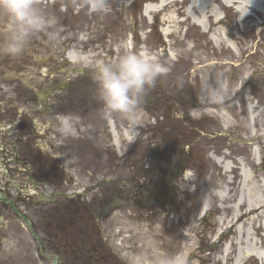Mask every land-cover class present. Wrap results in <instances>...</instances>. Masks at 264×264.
Wrapping results in <instances>:
<instances>
[{
    "label": "rangeland",
    "instance_id": "1",
    "mask_svg": "<svg viewBox=\"0 0 264 264\" xmlns=\"http://www.w3.org/2000/svg\"><path fill=\"white\" fill-rule=\"evenodd\" d=\"M145 2L104 0L106 11H91L86 0H37L56 23L32 37L27 58L47 70L66 67L44 77L69 87H58L59 114L43 123L53 122L60 130L52 141L55 153L69 149L74 161L63 158L74 164L65 174L75 172L74 177L37 180L61 190L85 189L87 195L27 204L12 192L40 237L42 251L24 221L0 203V264H52L44 254H57L60 264H129L131 255L153 248L167 253L186 249L190 264H234L236 252L223 260L222 249L228 238H237L228 229L242 170L251 176L249 202L261 208L246 206L241 222L259 244L264 242V24L258 18L239 19L236 8L226 10V41L217 44L215 27L203 31L185 16L184 5L155 15L146 9L157 4ZM129 46L169 68L144 96L135 127L106 110L92 72L97 61L116 60ZM69 50L83 61H67ZM209 84L223 87L221 102L207 100L203 89ZM110 119L122 138L119 146L113 143ZM63 143L68 144L65 151ZM39 144L50 150V144ZM90 151L99 160L96 168L85 169ZM221 161L232 170L225 173ZM179 163L184 168L174 175ZM0 185L10 192L5 178ZM129 189L144 191L140 206L126 204L133 196ZM217 189L228 191L227 201L221 203ZM204 203L208 210L200 217ZM243 264L261 263L251 257Z\"/></svg>",
    "mask_w": 264,
    "mask_h": 264
},
{
    "label": "clouds",
    "instance_id": "2",
    "mask_svg": "<svg viewBox=\"0 0 264 264\" xmlns=\"http://www.w3.org/2000/svg\"><path fill=\"white\" fill-rule=\"evenodd\" d=\"M106 10L104 0L91 6V11ZM55 23L54 17L38 7L37 0H0V56L22 55L35 34L46 32ZM168 71L150 53L130 50V46L116 60L97 61L92 66L99 98L106 110L120 114L131 127L140 121L147 91ZM203 91L209 102L219 103L224 98L222 86L209 84ZM129 264H190L189 251L167 253L153 248L150 253L131 255Z\"/></svg>",
    "mask_w": 264,
    "mask_h": 264
},
{
    "label": "flooded vegetation",
    "instance_id": "3",
    "mask_svg": "<svg viewBox=\"0 0 264 264\" xmlns=\"http://www.w3.org/2000/svg\"><path fill=\"white\" fill-rule=\"evenodd\" d=\"M29 68L32 67H29L25 53L18 57L0 56V165L10 168L18 165L29 167L28 174H25L22 169L20 170L23 177L26 178L28 175L29 181H31V179L39 178L41 174L47 178L51 175L55 177L56 174L64 175L59 168L62 165H73L74 162L70 164L63 157L65 156L70 161H74V158H70L69 149L65 153L58 149L57 154H52L49 151L44 152V147L40 148L39 144V141L44 142L47 146L50 144L51 151H55L57 148V144L52 142L51 135L55 141L56 136L60 134L58 128L54 126L43 128L42 125L44 118L54 121L59 114L60 101L54 95L58 91V87L67 89L69 86H58L60 84L54 80L42 78H33L29 81L27 79ZM45 87H48L46 92H50L51 96L40 94V91ZM50 100H52L51 104ZM34 119H39L38 123L41 126H37ZM67 145V143H63L64 151ZM98 160L97 154L90 151L84 161L85 169L89 168L88 166L96 168L97 163L95 162ZM45 167L46 169H44ZM93 176L96 177V172L93 173ZM22 182L27 184V180H22ZM35 184L40 186L42 183L35 181ZM103 185L107 187V184ZM53 188L58 191L57 185H54ZM98 188L103 189L102 186H98ZM68 190L70 191V189ZM129 191L133 196L128 198L130 201H127L126 204L130 207L140 206V194L142 195L144 191L138 192L130 189ZM147 197L151 196L147 194Z\"/></svg>",
    "mask_w": 264,
    "mask_h": 264
},
{
    "label": "bare ground",
    "instance_id": "4",
    "mask_svg": "<svg viewBox=\"0 0 264 264\" xmlns=\"http://www.w3.org/2000/svg\"><path fill=\"white\" fill-rule=\"evenodd\" d=\"M97 1L98 0H86V3L91 7L94 3H97ZM185 2L188 3V9L185 10L184 14L190 21L199 25L204 31H207L209 26L215 27L213 29L212 38L217 44H223L226 41V33L223 31L222 27L223 19L222 17H220V11H222V9H225L226 6L236 7L239 18L241 20L257 18L258 16H262L261 13L264 14V0H185ZM178 4V0H159L158 8L147 7L146 11H151L152 13L154 12V14L156 15L157 13H159L160 9L164 10L173 8ZM229 47L231 48L230 45H228V48ZM67 56L72 64H77L83 61L81 59V55L78 52L71 51L69 54H67ZM63 123L67 124V121L65 120ZM108 124L112 129L113 143L115 146H119L122 138L111 119L108 121ZM223 162L224 161H221L225 169V173H228L232 170V166H230L229 163L223 164ZM240 176L241 179L238 196L236 198V201L231 204L232 218L230 219V222L232 223L231 227L228 229V231L233 230L234 233L236 232L234 236L237 235V238L235 239L230 237L227 239L222 249V259L224 260L228 257H231V252L232 250H234V253L236 252V255L233 257L234 264H243L246 258L251 257L259 259L260 263L264 264V242L259 244L258 241L255 240L253 236H251V233L249 232L245 221L241 222V219L244 217L241 215V213H243V215L247 214V212L245 211L246 206H248V208L252 210V208L254 207L257 209L261 208V205L254 206L249 202L248 190L251 176L248 175V173L244 170L240 172ZM215 194L219 198L221 203L227 201L229 198V193L227 190L217 189L215 190ZM203 209L205 212H207L208 207L205 205L203 208L202 206V210ZM203 212H201L200 209L199 216H201ZM235 220H240V222H235ZM220 231L221 229H219L218 235L223 232ZM227 232L225 234H227Z\"/></svg>",
    "mask_w": 264,
    "mask_h": 264
},
{
    "label": "water",
    "instance_id": "5",
    "mask_svg": "<svg viewBox=\"0 0 264 264\" xmlns=\"http://www.w3.org/2000/svg\"><path fill=\"white\" fill-rule=\"evenodd\" d=\"M54 264H56V263H54Z\"/></svg>",
    "mask_w": 264,
    "mask_h": 264
}]
</instances>
